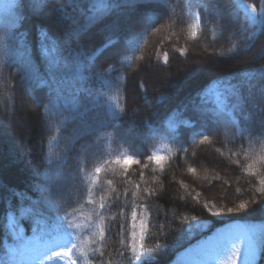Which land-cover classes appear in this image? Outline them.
<instances>
[{
	"label": "trees",
	"instance_id": "1",
	"mask_svg": "<svg viewBox=\"0 0 264 264\" xmlns=\"http://www.w3.org/2000/svg\"><path fill=\"white\" fill-rule=\"evenodd\" d=\"M246 1L261 10V0ZM119 2L103 23L80 34L73 21L86 24L95 13L92 0H17L0 24V264H10L9 216L25 234L42 227L72 231L92 264H172L181 250L224 224H264V193L258 191L264 186L232 163L245 161V151L253 159L264 156V58L258 55L264 14L251 25L234 0H194L201 27L193 39L187 0ZM113 23L118 30H104ZM181 48L184 55L176 51ZM84 55L93 57L84 79L58 92L50 62ZM213 86L225 105L210 110L206 95ZM58 97L59 106L53 104ZM73 99L80 101L79 113L69 119ZM204 135L210 143H200ZM162 146L168 150L161 163L150 161ZM125 156L140 162L127 173L115 163ZM102 165L115 175L101 171L97 202L108 179L122 205L137 184L156 193H144L141 201L148 232L138 258L131 250L130 208L127 218L118 214L111 191L106 209L88 203V174ZM57 171L60 186L49 192L46 173ZM241 202L246 210L227 212ZM205 204L224 213L213 216ZM94 208L105 218V239L97 236L96 243V229L87 227L89 218L98 221ZM69 222L80 227L70 229ZM257 264H264V238Z\"/></svg>",
	"mask_w": 264,
	"mask_h": 264
},
{
	"label": "snow or ice",
	"instance_id": "2",
	"mask_svg": "<svg viewBox=\"0 0 264 264\" xmlns=\"http://www.w3.org/2000/svg\"><path fill=\"white\" fill-rule=\"evenodd\" d=\"M130 2V0H129ZM91 6L94 8L95 13L93 16H89L86 18V24L81 25L76 21H73V31L76 34H80L81 32L87 31L88 26H90L92 23H103L105 16L107 15V10L109 7H119L120 2L119 0H116V2L113 5H108L106 3H103L102 0H92ZM242 7H245L247 9H250L252 13L256 12L255 5H241ZM261 9L264 10V0H262L261 3ZM252 22H255L254 17L252 18ZM201 27V17L197 13L195 14L194 21L189 25L190 28V36L191 38L195 39L198 33V30ZM104 30L107 31H114L118 30V25L113 23L111 25L105 24ZM44 35L45 40H47V36ZM247 48L248 46L245 45ZM176 51H179L181 55H184L185 49H176ZM236 46L234 45L232 48L228 49L229 53L235 52ZM258 55L261 56V58H264V49H262ZM92 56L84 55L82 58L77 57L75 58L71 63L67 60L61 61V60H52L49 64V72L51 74V77L53 81L57 84V91L59 92L60 88L62 87H68V86H74L76 80L84 79L83 72L85 65L87 61L92 60ZM140 59H143L141 57ZM163 60L164 63H168V53L163 54ZM111 70V69H109ZM107 83V81H105ZM142 86V85H141ZM95 103V101H93ZM53 104L59 106V97L57 100L53 101ZM72 108L71 113L72 115L69 117V119H75L76 114L79 113V106L80 101L78 99H73L71 101ZM67 105H65L66 107ZM234 108L239 109L240 104L239 102L233 106ZM76 137H72L69 140V143H72L73 140H75ZM201 144L210 143L209 137L204 135L202 139L200 140ZM183 151L187 152V149H183ZM217 152H220V149H216ZM242 151H245L242 149ZM223 155V153H221ZM237 153L232 152V156H236ZM246 159L245 161H241L240 159H236L232 161L233 164L240 165L243 170L248 174L249 177H256L259 179L260 185L264 186V171H261V169H264V156H259L256 159H253L250 155H248L247 151H245ZM148 159L155 160L157 164H160L161 161L164 159L162 156H156L152 155L149 156ZM115 163L119 164L120 167L124 170L125 173H127L128 169L133 164L140 163L138 160H135L132 156H125L123 159L117 158ZM144 167H148V165H144ZM188 172L195 174L196 168L194 167H188ZM80 173H84L85 169L80 168L78 170ZM101 171H113L112 169L107 168L106 166L102 165L100 167L95 168V175H92L91 173L88 174V176L91 177L88 187H87V195H88V203L89 204H97L98 203V209H106L108 207V201L109 197L107 193L111 191L112 195L115 197L114 200L111 201V203L116 207V210L118 214L125 215L127 218V213L125 211V208H130V220H131V228H132V237H133V244H132V253L133 256L138 258L139 254L145 251V244L144 239L148 232V218H147V211L145 209L144 203L141 201L144 200V193H147L149 196H155L156 193L152 189H149L147 187L141 189L140 185H136V191H133L130 193V195L133 197L131 200H126L123 202V205L121 204L120 199V193L117 192L116 188L112 187L113 180L108 179L106 182H103L99 185L100 191L104 192V195H101L99 197V201L97 202L94 199V188L97 186V181L99 178V174ZM59 171L55 173V175H52L51 173H46V180L48 181V190L51 192L52 186H56L59 188L60 181H59ZM115 175V172H114ZM144 173L143 171L140 172V177L143 179ZM87 179V177H85ZM84 183V180H81V184ZM104 183L107 184V187H104ZM127 183H131V181H127ZM75 190L77 193L81 191L80 185L75 186ZM261 193H264V187H261L258 189ZM71 194V193H69ZM59 206V205H58ZM247 202H241L238 205H236L235 209L233 208H227L228 213H232L233 211H243L247 209ZM205 208H208L209 212L213 216H220L224 213L223 209H219L216 211H212V208L209 207L208 204L204 205ZM94 214L98 217V221H92L91 218H89V223L87 225L88 228H94L96 231L92 233V243H96V237L98 236L99 241H103L105 239V226H104V215L101 211H98L96 208L93 209ZM193 220L196 219V217L192 218ZM20 225V221L13 220L12 227L13 229H18ZM68 227L71 229L73 227H80L79 225H73L71 222L68 223ZM202 227V225H200ZM127 228V223L120 224L119 225V231H125ZM110 231V229H109ZM73 237L72 232L66 233V235L63 238V241L60 240H53L51 243L58 244L60 247V250L57 251L55 248L51 250V255L48 256L49 259L52 258H59V259H67L69 261V264H77V261L72 259V253L73 251L79 252L81 255H85L83 251H81L78 243ZM20 246L24 247L25 242L23 239L20 240ZM36 254L39 255V250H35ZM45 255H48L47 253H44ZM238 257H241L244 261V264H253L257 257V250L255 248L249 247L248 249H245L243 254L241 253V246L240 242L237 241L232 244L231 246V253L229 257L230 264H235V261Z\"/></svg>",
	"mask_w": 264,
	"mask_h": 264
},
{
	"label": "rangeland",
	"instance_id": "3",
	"mask_svg": "<svg viewBox=\"0 0 264 264\" xmlns=\"http://www.w3.org/2000/svg\"><path fill=\"white\" fill-rule=\"evenodd\" d=\"M237 6L242 10L250 24H257L260 22L264 10H257L252 13L250 9L242 7L241 5H252L246 0H234ZM17 0H0V24L3 20L12 15L13 7ZM262 3V0H261ZM196 3L194 0H187V12L192 20L195 19L197 14L194 9ZM254 17L255 22H252ZM207 107L211 110L223 108L225 100L220 96L217 87L213 86L209 89L206 95ZM168 148L166 146L159 147L154 155L162 156ZM13 218L9 216L7 219V226L11 230L14 240L8 246V260L10 264H69L67 259L52 258L51 250L59 251L58 244L51 243L53 240L63 241L64 236L68 232L56 228H38L30 233L25 234L22 227L13 229ZM75 239V235L73 237ZM264 238V224L263 223H250L242 221H233L224 224L209 236L201 239L196 244L181 250L172 264H230L229 257L231 253V246L233 243L239 241L241 246V253L249 247L257 250V257L253 264H257L260 257V248ZM23 239L25 246H20V240ZM76 240V239H75ZM133 237L131 243V250L133 244ZM81 251L82 247L79 246ZM35 250H39V255ZM47 253L48 255H45ZM72 259L77 261V264H92L85 255H81L77 251H73ZM235 264H244L241 257H238Z\"/></svg>",
	"mask_w": 264,
	"mask_h": 264
}]
</instances>
